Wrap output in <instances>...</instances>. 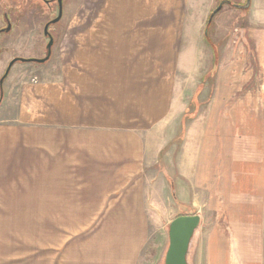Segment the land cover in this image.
<instances>
[{"label": "rangeland", "instance_id": "rangeland-1", "mask_svg": "<svg viewBox=\"0 0 264 264\" xmlns=\"http://www.w3.org/2000/svg\"><path fill=\"white\" fill-rule=\"evenodd\" d=\"M246 3L65 0L53 23L59 12L43 1L0 0V31L11 23L0 33V80L13 59L46 57L54 17L51 58L16 62L0 87V264H165L170 223L185 215L201 217L188 264H264V0ZM122 14L130 30H177L187 109L152 134L115 140L123 159L107 176L85 177L73 164V136H39L13 117L22 85L51 74L66 32L91 23L122 30ZM155 50L146 45L130 61L165 65L167 51Z\"/></svg>", "mask_w": 264, "mask_h": 264}, {"label": "crops", "instance_id": "crops-1", "mask_svg": "<svg viewBox=\"0 0 264 264\" xmlns=\"http://www.w3.org/2000/svg\"><path fill=\"white\" fill-rule=\"evenodd\" d=\"M126 16L129 21H123ZM120 17L117 27L121 24L122 30H105L91 23L66 32L57 61L49 69L51 74L44 73L41 81L22 85L20 105L13 117L16 126L34 129L31 131L36 135L54 133L63 141L73 136L80 144L72 156L73 164L81 167L85 177L107 176L111 162L123 159L122 151L119 154L113 149L115 140L152 134L171 112L183 116L187 109L186 94L176 80L180 52L171 32L177 30L158 26L157 31H134L130 30L134 23L130 16ZM146 45L155 57L154 49L160 57L162 49L166 50L169 61L147 67L145 62H131L133 54L139 55ZM55 70L56 74L52 73ZM11 132L17 136V127ZM96 139L103 140L100 146H92ZM191 150L188 146L189 156ZM141 151L140 144L136 158L142 156ZM93 165L101 172L95 173Z\"/></svg>", "mask_w": 264, "mask_h": 264}, {"label": "water", "instance_id": "water-1", "mask_svg": "<svg viewBox=\"0 0 264 264\" xmlns=\"http://www.w3.org/2000/svg\"><path fill=\"white\" fill-rule=\"evenodd\" d=\"M225 4L228 2H222L220 6L214 11L209 19V24L213 21L214 15L222 9ZM251 0H247V3L244 7H250ZM239 7V6H237ZM63 15V1L59 0V15L53 21V23L58 22ZM11 30V23L9 22L6 29H3L1 32H8ZM208 31V30H207ZM206 31V36L208 32ZM45 35L50 37V42L47 46V54L45 58L41 59H25V58H15L9 64L8 70L6 71L5 76L0 80V87H3L4 80L8 76L12 66L16 62H35V63H45L52 56V46L54 43L53 37L49 33V24L45 27ZM201 217L200 216H179L175 218L170 223L169 228V248L166 254L165 264H188L187 263V253L190 248L191 241L194 237L195 231L200 227Z\"/></svg>", "mask_w": 264, "mask_h": 264}, {"label": "flooded vegetation", "instance_id": "flooded-vegetation-1", "mask_svg": "<svg viewBox=\"0 0 264 264\" xmlns=\"http://www.w3.org/2000/svg\"><path fill=\"white\" fill-rule=\"evenodd\" d=\"M31 1H33V2H36V3H38L39 1H43L47 6H48V8H51V11L54 13V12H56L57 13V15H58V12H59V0H31ZM63 1V10H64V1L65 0H62ZM46 6V7H47ZM51 12V13H52ZM6 17V20H8V16L6 15L5 16ZM56 18V17H55ZM54 19V17L53 18H51L50 20H48L47 21V23L48 24H50L49 25V30L52 28V24H51V21ZM46 23V24H47ZM51 34V33H50Z\"/></svg>", "mask_w": 264, "mask_h": 264}, {"label": "trees", "instance_id": "trees-1", "mask_svg": "<svg viewBox=\"0 0 264 264\" xmlns=\"http://www.w3.org/2000/svg\"><path fill=\"white\" fill-rule=\"evenodd\" d=\"M205 39H206L207 42L210 43V45H211V47L213 48L214 53H215V51H216V46L214 45L213 41L210 42V40H209V35H207V36L205 37Z\"/></svg>", "mask_w": 264, "mask_h": 264}]
</instances>
